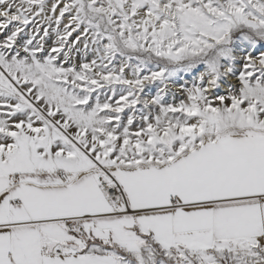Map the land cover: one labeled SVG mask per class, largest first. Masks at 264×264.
<instances>
[{"label":"snow or ice","instance_id":"1","mask_svg":"<svg viewBox=\"0 0 264 264\" xmlns=\"http://www.w3.org/2000/svg\"><path fill=\"white\" fill-rule=\"evenodd\" d=\"M0 264H264V0H0Z\"/></svg>","mask_w":264,"mask_h":264}]
</instances>
